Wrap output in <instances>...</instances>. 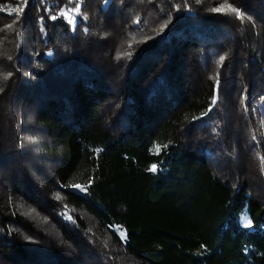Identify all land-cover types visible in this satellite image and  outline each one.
<instances>
[{"label":"trees","instance_id":"trees-1","mask_svg":"<svg viewBox=\"0 0 264 264\" xmlns=\"http://www.w3.org/2000/svg\"><path fill=\"white\" fill-rule=\"evenodd\" d=\"M0 89V264H264V0H0Z\"/></svg>","mask_w":264,"mask_h":264},{"label":"snow or ice","instance_id":"snow-or-ice-1","mask_svg":"<svg viewBox=\"0 0 264 264\" xmlns=\"http://www.w3.org/2000/svg\"><path fill=\"white\" fill-rule=\"evenodd\" d=\"M229 7L231 8V11L237 15V18H239L241 20H243L245 18L244 15L241 13V11L239 9L231 7V5H229ZM16 11L17 12H22L23 8H17ZM76 11L79 12L80 9L77 8ZM212 11L221 12V11H223V9L222 8H215V9H212ZM57 18L58 17L56 15H53V16L50 17V19H52V20H56ZM84 18L86 19V17H84ZM249 19H250V17H249ZM165 27H167V25H165ZM124 55L130 56L131 54L130 53H125ZM224 60H225V56H220L218 63L222 65ZM8 75H11V73H9ZM5 78H7V77H5ZM219 83H220L219 80L216 79V95L213 97V99L211 101V105L212 106H215L216 103H217V98H218V93H219ZM0 91H2V89H0ZM211 110H212V108L210 107L208 109V111L210 112ZM204 115H207V112ZM156 147H157V150H159V145H157ZM149 171L156 172L157 171V166L155 164H153L152 167L149 169ZM73 187L77 188V189H80L81 191H86V188H83L79 184H75V185H73ZM68 219L72 220V217L68 216ZM246 226L249 227V228L252 227V224H251L250 220L246 221ZM115 230L119 232L121 238H125L126 237V233L125 232L120 231L119 229H115Z\"/></svg>","mask_w":264,"mask_h":264},{"label":"rangeland","instance_id":"rangeland-1","mask_svg":"<svg viewBox=\"0 0 264 264\" xmlns=\"http://www.w3.org/2000/svg\"><path fill=\"white\" fill-rule=\"evenodd\" d=\"M246 221H248V216H244V223L246 224Z\"/></svg>","mask_w":264,"mask_h":264}]
</instances>
